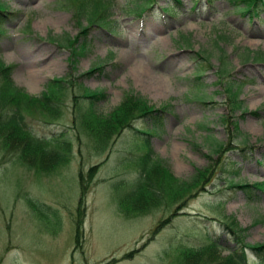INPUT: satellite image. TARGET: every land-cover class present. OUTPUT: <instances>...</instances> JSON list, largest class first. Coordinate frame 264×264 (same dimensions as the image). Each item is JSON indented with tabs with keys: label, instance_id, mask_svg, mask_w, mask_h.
Segmentation results:
<instances>
[{
	"label": "rangeland",
	"instance_id": "374dc122",
	"mask_svg": "<svg viewBox=\"0 0 264 264\" xmlns=\"http://www.w3.org/2000/svg\"><path fill=\"white\" fill-rule=\"evenodd\" d=\"M152 1L102 0L113 5L109 11L116 21L107 30L92 27L82 54L75 38L87 23L75 17L79 0H0L17 12L0 42L1 59L14 64V84L28 96L61 98L47 100L54 115L39 103L23 106L26 123L38 135L56 134L48 147L56 140L66 144L57 145L63 155L53 165L28 167L18 159L16 145L5 152L0 140V264H186L184 250L203 244L207 234L219 241L207 264H236L228 262L227 252L237 243L221 220L233 224L244 242H264V192L247 199L242 189L227 184L231 178L242 184L264 180V58L254 59L264 53V7L254 16L242 14V5L230 0H198L194 8V0H154L146 10ZM167 5L173 10L162 12ZM220 57L236 95L226 91L216 72L223 68ZM98 64L102 73H88ZM198 65L201 85L194 86ZM160 78L166 88L159 94L149 84ZM97 90L105 93L103 99ZM131 96L133 114L141 112L142 103L147 109L169 105L162 130L147 125V117L132 121L126 109L120 116L112 113ZM11 106L0 102V127ZM242 145L250 146L246 156L237 149ZM196 174L188 192L177 196L158 188V203L143 208L129 203L143 176L186 183ZM88 194H94L93 202ZM245 252L248 260L255 258Z\"/></svg>",
	"mask_w": 264,
	"mask_h": 264
},
{
	"label": "trees",
	"instance_id": "16d2710c",
	"mask_svg": "<svg viewBox=\"0 0 264 264\" xmlns=\"http://www.w3.org/2000/svg\"><path fill=\"white\" fill-rule=\"evenodd\" d=\"M173 1L175 3H178V0H173ZM206 1H208V0H206ZM233 1L236 2V0H233ZM258 1L259 0H238V2L240 4H242V8H241L242 14L250 12V13H252V15L257 16V12L259 11V9L264 7V0H261L259 2ZM255 4H257L256 7H255ZM78 5L79 6L77 7V14H76L77 16L76 17L77 18H80L82 16L85 17V20L87 23L86 25L79 28V32L76 36V40H77V41H75L76 44L78 42V44L81 45L85 40V35H86V32L89 30V26H92L95 23H98L99 21H101L102 20L101 18H103L105 15V12L103 9L104 4H103L102 0H93V1L91 0L89 2L86 1L85 3L82 2L81 4H78ZM149 6H150V4H149ZM149 6H147V7L149 8ZM164 10L165 9H163V11ZM74 15H75V13H74ZM16 17H17L16 12L9 10L7 8L6 4L0 2V41L4 37L3 34H5V27L4 26H5L6 22L7 21L8 22L13 21ZM87 21L88 22L90 21V23H88ZM258 53H259V58L257 59L256 57H254V59L259 61V60H262L264 58L262 56V55H264V53L263 52H258ZM205 59L206 58H204V60ZM205 61L208 62L207 59ZM224 63H225V61H224ZM6 65H8V66H6ZM221 66H223V69L220 68L216 72L219 73V78L221 79L223 86L226 87V91L235 94V92H233L234 90H232V88H231L234 85V82L233 81L227 82V79H226L228 77V76H226L225 69H224V68H226V65L222 64ZM209 67H211L210 64H209ZM100 68H101L100 65L90 67L88 69V73L97 72L100 70ZM12 69H13V65L5 63L0 57V102L5 101L7 103L9 102L12 105H14V106H11L9 108L10 111H9L8 115L6 116V119L4 120V122H2L1 127H0V140L3 143L2 146L7 149L8 147H14L16 145L18 153H21V154H18V156L20 158L19 160L25 166L30 167V166H34L35 164L36 165H46V166L53 165L57 160H59L60 155L61 154L63 155V152H61V154H60L59 152L56 151L57 147L59 146V147L64 148L66 146V144H64L65 142H63V140L61 142H58L56 140L54 146L48 147L47 144L51 143L50 140H52V137L56 136V134H52V135L46 137L45 135H38L35 132L33 133V131L31 132L30 126L26 123L25 115H23L21 108L23 106H29L30 104H33V103H39L40 106H43V107L46 106L45 107V108H47L46 110L49 111L51 113V115H54V113H53L54 106L51 105L49 102H47V100L48 99L49 100L50 99L56 100L60 96H55L54 98H48V97H46V94L43 93L41 95V99H39L33 95L28 96V95L23 94L22 89L17 87L16 85H14V83L12 81V78H11ZM221 69L224 71L225 74L222 73L223 71ZM219 70H221L222 72L221 71L219 72ZM20 93H21L23 100H19L21 104H18L16 101H17V99H19ZM94 94H95L94 92H91V95H94ZM97 94H98L97 95L98 97H103V94L99 90H97ZM233 98L234 97H232L230 99L231 102L236 103L238 105L237 107L239 108L240 102L239 101L236 102L237 100L236 99L233 100ZM139 103H142V102L139 101ZM201 103H204V101H201ZM135 105L136 104H135V101L132 98V96L126 97L125 99L121 100L119 105L112 111V113L115 114V116H120L122 113L121 111L126 109L127 111H129V116H130L129 118L132 119V121L139 120L143 117H147V118H149V123H151L153 128H160L161 123H162L161 121L163 119L162 111L165 109L164 106H162V107H164L162 109H152L151 108L152 109L151 110L150 108L147 109L143 103H142V106L137 104V106H140L139 111H141V112L139 114H135V113L133 114L130 111L132 110L131 108L134 107ZM240 111H241V113H246V110L244 108H241V107H240ZM119 112H120V114H119ZM248 113L254 114V115L256 114L255 111H248ZM126 118L127 117H125V120H126ZM39 120L43 121L45 124H49L50 121H52V120H43L40 118H39ZM26 124H27V126H25ZM101 124H103V128L106 127L104 125V122H101ZM127 125H128V128H130L134 131H138V130H135L131 126V124L127 123ZM113 126H115V125H113ZM20 128L21 129L23 128L22 129L23 131ZM5 130L7 131V133L5 132ZM2 131L4 132L3 134L1 133ZM10 134L14 137V139H16V141L14 143H13V141L11 142V140L13 138L9 137V136H11ZM31 135H33V136H31ZM238 135H239L238 137L241 138V134L239 133ZM40 136H41V138H40ZM2 137H3V139H2ZM243 137L241 139L242 143L245 142V138H243ZM63 144H64V146H61ZM5 148H4V151H6ZM237 149L240 153H242L243 155L246 156L247 155L246 151L247 152L250 151V146H246V147L242 146V147H238ZM52 153H54L56 155H54ZM22 154L25 156L23 157ZM231 164H232V166L235 165V163H232V162H231ZM231 169H232V171L234 170L233 172H235L236 168L231 167ZM143 171L145 172L144 168H143ZM143 171H142V173L146 175V173H144ZM227 171H229V170H227ZM199 175H200V173H199ZM197 177H198V175L196 174V175L192 176L189 181H186V183H183V182H181L179 180H175V179H168V178L165 179L164 178V180L160 181L157 179H155V180L151 179L150 177L146 178V176L144 178V176H143V180L140 179L139 182H137L135 184L136 187L133 188L131 194L128 195L129 196V203H130V205H133V206H135L136 204H138L140 202H142V203H140L136 206H142V204H146V203L150 204V201L158 203L159 201L156 198L157 197L159 199H161V198L159 196L156 197V195H155L156 193L154 192L155 189L158 191V188H161L162 192H166L167 190L175 191L176 195L177 194L179 195L181 191L188 192L189 188L192 185H194L196 179H198ZM147 179H151V180H153V182H151V183L144 182ZM232 181L233 180H231V179L228 181L229 187H238L239 186L238 188H249V185L246 183L240 184L238 182H232ZM145 184H148L149 186L145 187L144 186ZM254 187H256L258 189H264L263 182L255 183ZM133 191H135V192L133 193ZM167 201H169V199H167ZM44 209L46 210L48 208L44 207ZM221 226L232 236V238L235 241L237 240L236 242L239 244L238 249L241 250L242 247L246 246V247L250 248L252 251H254V252L256 251L255 252L256 256L259 259H262V261L259 260V263H255V264H264L263 263L264 262V242L258 243V244H248V243L244 242L242 236L235 229L233 224H231L228 221L221 220ZM217 245H218L217 238H213L211 236H205V243H203L202 245H200L198 247H187L186 250H184L183 257L186 256V259H187L186 261L189 262V264H207V262L212 260L213 255L216 256L214 252L216 251V249L219 248V246H217ZM209 254H211L212 256L210 255L208 257ZM240 254H242V255H240ZM205 259H207L206 262H205ZM227 259L229 260L228 262H235L236 264H246L245 260H244V255L241 252L239 254L236 253L235 251L229 252ZM182 260H183V258H182ZM182 260H181V262H182ZM187 262H186V264H188ZM216 264H221V263H216Z\"/></svg>",
	"mask_w": 264,
	"mask_h": 264
},
{
	"label": "bare ground",
	"instance_id": "6f19581e",
	"mask_svg": "<svg viewBox=\"0 0 264 264\" xmlns=\"http://www.w3.org/2000/svg\"><path fill=\"white\" fill-rule=\"evenodd\" d=\"M75 1H77V0H75ZM209 1H210V0H209ZM259 1H261V0H259ZM259 1H258V2H259ZM253 5H254V4H253ZM256 6H257V4H255V7H256ZM261 6H262V5H261ZM149 7H150V6H149ZM147 8H148V7H147ZM252 11H253V10H252ZM138 12H139V11H138ZM139 13H140V12H139ZM75 17H76V16H75ZM76 19H77V18H76ZM98 19H99V18H98ZM101 19H103V18H101ZM87 22H88V21H87ZM96 22H97V21H96ZM88 23H90V21H89ZM7 27H8V26H7ZM89 27H90V26H89ZM3 28H4V27H3ZM1 29H2V28H1ZM86 30H87V29H86ZM1 32H2V31H1ZM2 33H3V32H2ZM86 33H87V32H86ZM83 34H84V33H83ZM3 35H4V34H3ZM75 40H76V38H75ZM75 40H74V41H75ZM74 41H73V42H74ZM76 41H77V40H76ZM80 41H81V40H80ZM84 41H85V40H84ZM89 41H90V40H89ZM69 44H70V43H69ZM69 44H68V45H69ZM73 45H74V44H73ZM82 45H83V43L81 44V46H82ZM69 46H70V45H69ZM74 46H75V45H74ZM81 48H83V47H81ZM78 49H79V48H78ZM80 50H81V49H80ZM80 50H78V51L80 52ZM72 52H73V49H72ZM80 54H81V53H80ZM71 55L73 56L74 54L71 53ZM78 55H79V54H78ZM220 58H222V57H220ZM224 58H225V57H224ZM75 59H76V58H73V59H71V60L74 61ZM77 59H78V58H77ZM222 59H223V58H222ZM222 59H221V60H222ZM68 60H69V59H68ZM205 60H206V59H205ZM246 60H247V59H246ZM76 61H77V60H75V62H76ZM223 61H224V59L220 62L221 64H219V66L222 65V64H226V60H225V63H223ZM208 62H209V61H208ZM70 63H71V62H70ZM73 65H74V64H73ZM206 65H207V64H206ZM6 66H8V65H6ZM207 66L209 67V63H208ZM219 66H218V67H219ZM221 68H222V67H221ZM222 69H223V68H222ZM222 69H221V70H222ZM13 70H14V69H13ZM90 70H91V69H90ZM221 70H219V72H220ZM222 71H223V70H222ZM222 71H221V72H222ZM222 73H223V72H222ZM220 74H221V73H220ZM224 74H225V73H224ZM222 75H223V74H222ZM146 84H147V83H146ZM147 85H148V84H147ZM234 85H235V84H234ZM149 86H150V89H152V90H156L157 92H158V90L160 91V90H164V89L166 88V86L164 85V79H162V78H160V79H156L155 81H151V84H149ZM234 87H235V86H234ZM238 87H239V86H238ZM146 88H147V87H146ZM235 89H236V88H235ZM64 90H65V89H64ZM232 90H233V89H232ZM236 90H237V89H236ZM238 90H239V89H238ZM230 91H231V90H230ZM66 92H68V91L66 90ZM162 92H163V91H162ZM158 93H159V92H158ZM160 93H161V92H160ZM160 93H159V94H160ZM63 94H64V93H63ZM63 94H62V95H63ZM159 94H158V95H159ZM235 94H236V93H235ZM40 96H41V95H40ZM237 96H238V95H237ZM97 97H98V96H97ZM62 98H63V97H62ZM59 99H60V98H59ZM63 101H64V99H63ZM61 112H62V111H61ZM58 115H59V114H58ZM100 116H101V115H100ZM22 121H23V120H22ZM136 121H137V120H136ZM136 121H135V122H136ZM81 122H82V121H81ZM21 123H22V122H21ZM27 123H28V122H27ZM84 123H85V122H84ZM84 123H83V126H84ZM139 123H140V122H139ZM79 124H80V123H79ZM131 124H132V123H131ZM21 125H22V124H21ZM77 125H78V124H77ZM125 125H126V124H125ZM125 125H124V126H125ZM25 126H27V124H26ZM127 126H128V125H127ZM22 127H23V126H22ZM87 127H88V126H87ZM31 128H32V127H31ZM31 128H30V129H31ZM79 128H80V127H79ZM20 129H21V128H20ZM22 129H23V128H22ZM22 129H21V130H22ZM82 129H83V131L85 130V128H82ZM86 129H87V128H86ZM120 129H121V128H120ZM28 130H29V129H28ZM112 130H113V129H112ZM116 130L118 131V128H117ZM116 130H113L112 132H114V134H115V131H116ZM22 131H23V130H22ZM26 131H27V130H26ZM32 131H33V130H31V132H32ZM117 131H116V132H117ZM124 131H125V130H123V132H124ZM150 131H151V130H150ZM152 131H153V130H152ZM154 131H155V130H154ZM158 131H159V130H158ZM107 132H109V131H106L105 133H107ZM110 132H111V131H110ZM119 132H120V131H119ZM145 132H146V131H145ZM156 132H157V130H156ZM33 133H34V132H33ZM35 133H36V132H35ZM147 133H148V132H147ZM149 133H152V132H149ZM153 133H154V132H153ZM153 133H152V136H153ZM65 134H66V132H65ZM108 134H109V133H107V135H108ZM110 134H111V136H113L112 133H110ZM110 134H109V135H110ZM116 134H117V133H116ZM62 135H63V133H62ZM107 135L105 134V136H106L105 138H107ZM109 135H108V136H109ZM31 136H33V135H31ZM60 136H61V135H60ZM111 136H109V137H111ZM115 136H116V135H115ZM119 136H120V134H119ZM65 137H67V136H65ZM147 137H148V136H147ZM40 138H41V136H40ZM112 138H113V137H112ZM142 139H143V138H142ZM107 140H108V138L106 139V141H107ZM109 140H110V139H109ZM113 140H115V138L112 139V141H113ZM140 140H141V138H140ZM204 140H205V139H204ZM106 141H104V142L106 143ZM138 141H139V140H138ZM206 141H207V137H206ZM5 142H6V141H5ZM142 142H143V141H142ZM146 142H147V141H146ZM209 142H211V141H209ZM211 143H213V141H212ZM0 144H1V143H0ZM109 144H110V143H109ZM147 144H148V143H147ZM106 145H107V144H106ZM106 145H104V147H105ZM139 145H140V144H139ZM12 146H13V145H12ZM86 146H87V145H86ZM146 146H149V145H146ZM242 146H244V145H242ZM14 147H15V146H14ZM71 147H72V145H71ZM84 147H85V146H84ZM215 147H216V146H215ZM245 147H246V146H245ZM9 148H10V147H9ZM85 148H86V147H85ZM148 148H149V147H148ZM217 148H218V147H217ZM5 149H6V148H5ZM16 149H17V147H16ZM18 149H19V148H18ZM70 149H71V148H70ZM72 149H73V148H72ZM92 149H94V148H92ZM101 149H102V148H101ZM105 149H106V148H105ZM14 150H15V149H13V152H14ZM52 150H53V149H52ZM2 151H3V149H2ZM6 151L8 152L7 149H6ZM6 151H5V152H6ZM9 151H10V150H9ZM16 151H17V150H16ZM20 151H21V150H20ZM105 151H107V150H105ZM3 152H4V151H3ZM22 152H23V151H22ZM96 152H98V151H95V153H96ZM101 152H102V151H101ZM101 152H100V153H101ZM26 153H27V152H26ZM56 153H57V152H56ZM11 154H12V153H11ZM19 154H21V153H19ZM52 154H54V153H52ZM96 154H97V153H96ZM0 155H1V154H0ZM22 155H23V154H22ZM54 155H56V154H54ZM4 156H5V155H4ZM24 156H25V155H23V157H24ZM146 156H147V155H146ZM2 157H3V156H2ZM7 157H8V156H7ZM8 158H9V157H8ZM13 158H15V157L13 156ZM21 158H22V157H21ZM6 159H7V158H6ZM18 159H20V158L18 157ZM22 159H23V158H22ZM4 160H5V159H4ZM2 162H3V161H2ZM4 162H5V161H4ZM16 162H17V161H16ZM236 163H237V162H236ZM150 164H151V163H150ZM20 165L22 166V164H20ZM63 165H64V164H63ZM80 165H81V164H80ZM81 167H82V166H81ZM81 167H80V168H81ZM102 167H103V166H102ZM148 168H149V167H148ZM234 168H235V167H234ZM43 169H44V168H43ZM58 169H59V168H58ZM58 169H57V170H58ZM81 169H82V168H81ZM86 169H87V168H86ZM93 169H94V167H93ZM97 169H98V168H97ZM144 169H145V168H144ZM55 170H56V169H55ZM139 170H140V169H139ZM229 170H230V169H229ZM32 171H33V170H32ZM38 171H39V170H38ZM50 171H51V169H50ZM88 171H89V170H88ZM90 171H91V169H90ZM99 171H100V170H99ZM142 171H143V170H142ZM34 172H35V171H34ZM34 172H33V173H34ZM47 172H49V171H47ZM52 172H53V171H52ZM94 172H95V171H94ZM143 172H144V171H143ZM238 172H239V171H238ZM36 173L38 174V172H36ZM39 173H40V171H39ZM45 173H46V172H45ZM91 173H92V171H91ZM144 173H145V172H144ZM41 174H42V173H41ZM48 174H49V173H48ZM89 174H90V173H89ZM89 174H88V175H89ZM220 174H221V173H220ZM46 175H47V174H46ZM50 175H51V174H50ZM53 175H54V174H53ZM88 175H87V176H88ZM92 175H93V174H92ZM92 175H91V176H92ZM37 176H39V175H37ZM44 176H45V174H44ZM85 176H86V175H85ZM94 176H95V175H94ZM138 176H139V174H138ZM128 177H129V176H128ZM140 177H141V175H140ZM221 177H222V176H221ZM90 178H91V177H90ZM213 178H214V177H213ZM226 178H227V177H226ZM84 179H85V178H84ZM87 179H88V178H87ZM141 179H142V178H141ZM111 180H112V179H111ZM142 180H143V179H142ZM231 180H232V178H231ZM82 181H83V180H82ZM86 181H87V180H86ZM83 182H84V181H83ZM122 182H123V181H122ZM144 182H147V181H144ZM232 182H233V181H232ZM79 183H80V182H79ZM81 184H82V182H81ZM227 184H229V183H227ZM82 185H83V184H82ZM225 185H226V184H225ZM145 187H147V186H145ZM238 187H239V186H238ZM81 188H82V187H81ZM129 188H130V187H129ZM131 188H133V187L131 186ZM228 188H229V187H228ZM230 189H232V188H230ZM155 190H156V189H155ZM89 191H90V190H89ZM152 191H153V190H152ZM87 192H88V190H87ZM134 192H135V191H133V193H134ZM154 192H155V191H154ZM80 193H81V191H80ZM88 193H89V192H88ZM151 193H152V192H151ZM155 193H156V192H155ZM157 193H158V192H157ZM85 194H86V192H85ZM79 195H80V194H79ZM86 195H87V194H86ZM86 195H85V197L87 198ZM88 195H90V194H88ZM91 195H94V194H91ZM91 195H90L87 199H89V198H90V199H91V198L93 199L94 197H91ZM155 195H156V194H155ZM83 196H84V195H83ZM85 197H84V198H85ZM79 198H80V197H79ZM86 198H85V200H86ZM124 198H125V197H124ZM127 198H128V197H127ZM127 198H126V199H127ZM82 200H83V199H82ZM85 200H84V202H83L84 204H85ZM189 200H190V199H189ZM86 201H88V200H86ZM93 201H94V199H93L91 202H93ZM127 201H128V200H127ZM80 202H81V201H80ZM88 202H89V201H88ZM30 204H31V203H30ZM27 205H28V203H27ZM39 205H41V204H39ZM39 205H38V207H40ZM85 205L87 206V204H85ZM85 205H84V206H85ZM32 206H33V205H32ZM44 206H45V205H44ZM82 206H83V204H82ZM34 207H35V206H34ZM46 207H47V206H46ZM135 207H136V205H135ZM135 207H134V209H135ZM137 207H140V206H137ZM141 207H142V206H141ZM40 208H41V207H40ZM86 208H87V207H86ZM142 208H143V207H142ZM81 209H82V208H81ZM137 209H138V208H137ZM119 210H120V209H119ZM127 210H128V209H127ZM149 210H150V209H149ZM149 210H148V211H149ZM151 210H152V209H151ZM85 211H86V210H85ZM152 211H153V210H152ZM90 212H91V210H90ZM125 212H128V211H125ZM136 212H137V211H136ZM142 212H143V211H142ZM145 212H146V211H145ZM84 213H85V212H84ZM86 213H87V212H86ZM121 213H122V212H121ZM133 213H134V211H133ZM139 213H140V210H139ZM81 214H82V213H81ZM87 214H88V213H87ZM87 214H86V215H87ZM122 214H123V213H122ZM140 214H141V213H140ZM89 215H90V214H89ZM125 215H127V214H125ZM80 216H81V215H80ZM87 216H88V215H87ZM90 216H91V215H90ZM139 216H140V215H139ZM122 217H123V216H122ZM133 217H134V216H133ZM142 217H143V216H142ZM87 218H88V217H87ZM137 218H139V217H137ZM126 219H127V218H126ZM81 220H82V219H81ZM79 222H80V221H79ZM76 223H77V222H76ZM77 224H78V223H77ZM73 225H74V224H73ZM78 225H79V224H78ZM236 238H237V237H236ZM208 241H209V240H208ZM236 241H237V240H236ZM139 242H140V241H139ZM142 246H143V245H142ZM217 246H218V245H217ZM216 250H217V249H216ZM133 252H135V251H133ZM255 252H256V251H255ZM214 253H215V252H214ZM233 253H234V252H233ZM261 253H262V252H261ZM131 254H132V253H131ZM238 254H239V253H238ZM218 255H219V253H218ZM240 255H242V254H240ZM124 256H125V255H124ZM213 256H214V255H213ZM127 257H128V256H127ZM204 257H205V256H204ZM241 257H242V256H241ZM262 257H263V256H262ZM123 258H124V257H123ZM201 258H202V257H201ZM237 258H238V257H237ZM248 258H249V257H248ZM252 258H253V257H252ZM111 259H112V258H111ZM242 259H243V258H242ZM242 259H241V260H242ZM254 259H255V258H254ZM239 260H240V259H239ZM249 260H250V258H249ZM260 260L262 261V259H260ZM104 261H105V260H104ZM243 261H244V260H243ZM105 263H107V262H105ZM200 263H201V262H200ZM207 263H208V262H207ZM239 263H240V262H239ZM241 263H242V262H241ZM258 263H259V262H258ZM260 263H261V262H260ZM263 263H264V262H263ZM188 264H189V262H188ZM254 264H255V263H254Z\"/></svg>",
	"mask_w": 264,
	"mask_h": 264
}]
</instances>
